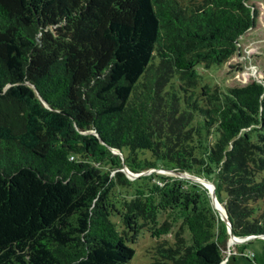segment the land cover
Wrapping results in <instances>:
<instances>
[{
    "label": "trees",
    "instance_id": "trees-1",
    "mask_svg": "<svg viewBox=\"0 0 264 264\" xmlns=\"http://www.w3.org/2000/svg\"><path fill=\"white\" fill-rule=\"evenodd\" d=\"M253 1L0 0V264H130L141 232L150 264L221 263L204 187L122 166L211 181L232 234L264 236V77L198 73L255 27Z\"/></svg>",
    "mask_w": 264,
    "mask_h": 264
},
{
    "label": "rangeland",
    "instance_id": "rangeland-1",
    "mask_svg": "<svg viewBox=\"0 0 264 264\" xmlns=\"http://www.w3.org/2000/svg\"><path fill=\"white\" fill-rule=\"evenodd\" d=\"M253 5L257 11L255 27L248 30L247 33L239 40V45L235 53L230 59L220 65H213L210 68L198 67V73L200 76L199 86L208 85L211 88L218 87L224 89L225 87L243 86L251 81H261L264 77V0H254ZM113 155H118L123 162L124 157L118 152L113 151ZM128 170L132 175L136 176L135 180L141 175H150L157 173L164 177H175L173 173L167 170L166 166L158 163L157 168L150 169L142 173H134L128 167L122 166L119 172L125 173ZM112 175L115 171H112ZM126 175V174H125ZM180 179V178H178ZM185 180V179H181ZM222 206V204L220 203ZM113 220L121 227L119 217L121 213L112 208L111 210ZM251 242V245L249 243ZM155 241L150 239L146 233L133 234L129 241V246L135 250V255L130 264H150L151 263V247ZM236 245L231 246V251L234 250ZM239 246L251 249L254 253V257L257 260L261 258V254L264 251V244L260 241L253 239ZM247 251V250H246ZM246 253V252H245ZM223 259L220 264H227L229 257H237L236 261H229L228 264H246L243 259H240L238 255L223 253ZM247 254V253H246ZM260 256V257H259ZM228 257V258H227ZM253 264V263H252ZM256 264V263H255Z\"/></svg>",
    "mask_w": 264,
    "mask_h": 264
},
{
    "label": "water",
    "instance_id": "water-1",
    "mask_svg": "<svg viewBox=\"0 0 264 264\" xmlns=\"http://www.w3.org/2000/svg\"><path fill=\"white\" fill-rule=\"evenodd\" d=\"M110 150L112 152L115 151L113 149H110ZM118 154H120V153L118 152ZM169 172L173 173L176 177H178L180 179H187V180H190V181H192L194 183L200 184L202 187H204L207 190V192H208V194L210 195V198H211L212 207L216 211V213L218 214L220 220L225 223L227 232L229 234V239H228V243H227V252H228V254L231 253V246L232 245H241V244H244V243H246L248 241H251L253 239H263L264 240V236H250V237H246V238L241 239V238L235 237L232 234V232H231V224H230V222L228 220V217L226 215L225 209L223 208V213L221 214V213H219V211L216 208V205L219 202L217 200L216 193H215V185L211 181H208V180H206L204 178L196 177L194 175H190L188 173H180V172H176V171H172V170L169 171ZM125 174L130 179L136 178V176L132 175L128 170H125Z\"/></svg>",
    "mask_w": 264,
    "mask_h": 264
},
{
    "label": "bare ground",
    "instance_id": "bare-ground-1",
    "mask_svg": "<svg viewBox=\"0 0 264 264\" xmlns=\"http://www.w3.org/2000/svg\"><path fill=\"white\" fill-rule=\"evenodd\" d=\"M216 208L219 211V213L221 214L223 213V206H221L219 203H217Z\"/></svg>",
    "mask_w": 264,
    "mask_h": 264
},
{
    "label": "crops",
    "instance_id": "crops-1",
    "mask_svg": "<svg viewBox=\"0 0 264 264\" xmlns=\"http://www.w3.org/2000/svg\"><path fill=\"white\" fill-rule=\"evenodd\" d=\"M237 246H239V245H237ZM250 250H251V249L249 248V249H248L247 251H245V252L248 253V251H250ZM251 253H252V252H251ZM231 254L237 255V254H239V253H237L236 250L234 249V250L231 252ZM236 259H237V257H235L233 261H236Z\"/></svg>",
    "mask_w": 264,
    "mask_h": 264
},
{
    "label": "built area",
    "instance_id": "built-area-1",
    "mask_svg": "<svg viewBox=\"0 0 264 264\" xmlns=\"http://www.w3.org/2000/svg\"><path fill=\"white\" fill-rule=\"evenodd\" d=\"M247 255H248L250 258L253 257V253L248 252Z\"/></svg>",
    "mask_w": 264,
    "mask_h": 264
}]
</instances>
